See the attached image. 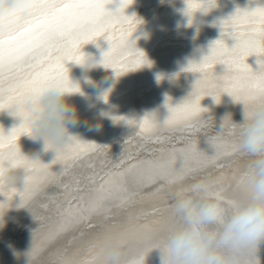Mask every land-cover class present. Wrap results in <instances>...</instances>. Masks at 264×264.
Here are the masks:
<instances>
[{
  "label": "rangeland",
  "instance_id": "374dc122",
  "mask_svg": "<svg viewBox=\"0 0 264 264\" xmlns=\"http://www.w3.org/2000/svg\"><path fill=\"white\" fill-rule=\"evenodd\" d=\"M242 1H245L244 3L246 4L242 3L240 5ZM163 2L165 3L163 7L166 4L170 6L174 3L173 0L166 2L164 0ZM263 2L264 0H215V7L207 11L197 10L191 17L187 14L186 6L184 7L186 16H182L185 19L181 17L178 20L179 28H171L169 30L166 29L167 26L165 25L170 21L167 19L169 15L167 12L170 7L173 9L174 5L167 6L169 8H164L166 12L163 10L165 13L163 15L160 11V13L157 12L155 15L151 14L135 18V25L139 26L141 24L140 26L144 28L148 23L151 31L148 32L147 37L140 31V35L144 36V39L138 42L131 38L133 42L129 45H125L122 42V40L126 39L125 32L127 33V30L123 31V29H120L122 33L116 35L110 34V30L107 32V37L103 39L105 42H109V40L118 42L116 48L118 52L116 56L118 59L117 67L125 72L133 70L130 66L133 63L136 64V68L134 67L136 71L133 75L130 89L132 92L128 91V100L123 105L110 106V108L109 106L104 107L106 111L112 112L109 124H113V121L118 123H115L116 125L112 127L110 133L105 137L106 139L101 144L96 145L83 159L84 161L92 160L87 161V165L92 166L91 174L87 180L79 183L77 187L75 185L67 188V183L76 173L78 166L64 175L43 180L36 179L35 186H39L47 193H50L49 198L54 199L48 209L50 218L57 224H54L52 228H47L48 236L44 232H40V228L26 232V235L23 236L20 233L22 225L12 232L10 231L13 224L20 220V214L13 213L16 208L9 204L11 199L8 198L10 195L9 187L14 185L11 182V174H18L16 173L18 168L4 166L3 180H5L6 184L4 183L0 189L5 193V196L0 199V205L3 206V216H0V259L5 260L4 264H108L107 251L117 241L122 242L123 258L121 264H126L128 258L135 255L148 242L161 239L170 229L177 225L178 219L174 214L173 204L178 193H185L191 195L194 199H199L203 194L193 191L194 186L202 182H210L212 185L211 196L213 198L217 194L222 195L226 201L241 202L247 198V192L242 180L250 158L237 151V149H224L221 147V143L224 141L232 146H237L239 127L236 126L235 131H233L231 126L234 123H243V120H227V115L222 113L220 109H216L215 113L212 112V114L207 116H195L191 122L193 124L192 127L180 125L156 129L151 133L156 137V140H150L149 143L160 142V144L150 145L152 146L151 151H146L148 150L146 148L150 146L143 144L128 153L118 147L119 144L114 138H120L122 135L119 132H125L126 128H129L128 124L119 118L122 116L127 119L125 114H128L133 109L129 104V99L136 95L138 90H143L146 82L155 79L159 83L160 80L168 79L166 77L170 76V80L165 84H161L160 90L154 92L155 95L159 96H157L156 106H158L155 116L161 122L169 115L166 106L168 100L169 104L175 106L188 98L191 99L193 94L189 92L186 93V95L188 94V98H186L184 92L182 95L173 91V87L178 90L182 88L177 86L176 82L181 78L175 72H180L181 66L186 67L190 63H200L209 54L211 45L221 39L220 21L233 15L238 8L248 9L264 6ZM147 20L148 22H146ZM130 24L132 23L122 25L125 27L133 26V24ZM117 26L119 27V25ZM181 38L186 39L179 42ZM103 40L100 38L94 39L92 41V51H97V49L101 48ZM225 42L229 47H232L235 43L229 37H225ZM92 51L91 54H96ZM141 52L144 53L145 57L142 63L137 64L136 61L141 59L139 56ZM256 59L260 58L252 55L246 61L253 70H258L260 67ZM222 65L219 64L217 67ZM66 67L69 71V77L76 79L75 76L79 74L74 72L70 61L66 63ZM178 67V70L171 72V69ZM43 70L38 68V71ZM211 71L214 72L215 70L211 68L207 72L210 74ZM181 72L186 73L189 71L182 70ZM173 74L177 76L171 77ZM206 74L203 73L199 76L206 79L203 85L214 84L213 82H216V80L207 77ZM121 76H117L121 79L115 78V87L112 88L111 94L124 93L125 75ZM95 77L98 80L105 77V75L99 71ZM111 82L110 79L109 83ZM116 86L119 87L116 88ZM180 91L183 90L181 89ZM201 93L203 92L201 91ZM163 95H167V97L164 98ZM213 95L217 96L222 105L230 102V104H235L233 98L223 90ZM125 107L130 109L128 110ZM101 108V104L97 101V103L92 104L89 111L92 115H96V112ZM4 112L6 111L0 114V127H4L5 131H3L5 134L10 132L12 127L8 125L9 118L5 119L3 116ZM4 115L10 116V112L7 111ZM219 119L224 120L228 129H216L211 134L205 135V128H207V123L205 124V122L209 123ZM94 120L96 123L97 117ZM99 122L102 125L104 124L105 127L109 125H107V122L104 123L103 120H99ZM120 126L123 128L120 129ZM20 136L17 147L20 151L27 153L34 146L33 140L29 135ZM148 139L151 138L148 136ZM173 140L176 142L175 144H172ZM101 146H103L105 152H101ZM105 148L110 149L107 150ZM113 151L117 152L118 155ZM102 153L103 155L101 156ZM214 154L217 158L214 160L210 159ZM130 157H133V159L125 162ZM82 172L86 171L83 170ZM24 176H21L20 184L22 188L24 186ZM83 178L81 176V179ZM54 182L59 183L56 188ZM170 183H175V186L172 188ZM40 196L39 200H44L43 195L40 194ZM97 203H102L103 205L100 213L91 211ZM227 204L231 205L226 202L225 208L228 206ZM5 209L7 214L4 213ZM24 211L28 210L24 209ZM22 236L23 239H21ZM10 238L11 240L8 241ZM11 244L16 245L15 248L13 247L14 249H10L9 246ZM151 264H159L156 253L152 254Z\"/></svg>",
  "mask_w": 264,
  "mask_h": 264
},
{
  "label": "snow or ice",
  "instance_id": "6c2138e0",
  "mask_svg": "<svg viewBox=\"0 0 264 264\" xmlns=\"http://www.w3.org/2000/svg\"><path fill=\"white\" fill-rule=\"evenodd\" d=\"M111 3L113 0H0V112L7 110L20 120L6 137L0 127V188L3 187L4 166L7 163L21 166L25 172L24 186L20 191H33L36 169L48 165L30 160L16 145L20 135L31 134L33 110L28 101L39 97L53 85L63 87L69 93L80 92L79 86L71 81L66 67L69 61L85 64L86 57L77 50L79 43L94 40L117 25L130 23L124 10L132 0H120L114 11L109 10ZM186 3L189 17L197 10L207 11L216 6L215 0H186ZM220 28L221 39L211 45L209 54L200 63H190L186 70L207 73L213 66L223 64L225 73L217 76L216 83L235 102L242 103L245 113L250 115L264 104V6L238 8L233 15L220 21ZM132 33H125L126 40H122L125 45L132 44ZM225 37L235 41L232 47L227 45ZM252 55L260 58L257 60L258 70H253L246 62ZM139 56L141 59L136 61L137 64L142 63L144 53H139ZM100 63L108 66L109 47L106 51L102 50ZM38 68L44 70L36 71ZM200 95L201 91L197 89L190 100L175 106L168 100L167 118L161 122L155 114L145 116L139 121L141 132L151 134L158 128L180 125L192 127L193 118L206 111L201 106ZM211 96L219 103L216 95ZM120 119L126 124L133 123L123 117ZM232 129L235 131L236 125ZM71 140V145L55 151L51 164L75 158L68 149L79 150L84 142L76 136ZM216 158L215 154L210 157L213 160ZM102 209V203H97L91 211L100 213ZM2 211L3 206L0 205V214Z\"/></svg>",
  "mask_w": 264,
  "mask_h": 264
},
{
  "label": "clouds",
  "instance_id": "9594fccd",
  "mask_svg": "<svg viewBox=\"0 0 264 264\" xmlns=\"http://www.w3.org/2000/svg\"><path fill=\"white\" fill-rule=\"evenodd\" d=\"M115 78L112 73L100 81L86 82L96 90L97 99L107 103L105 97ZM71 94L53 85L28 101L33 110L29 137L41 143V152L65 146L75 136L71 129L78 125L99 131V120L109 115L100 110L96 123L82 120L78 107L69 102ZM234 125L240 130L237 149L250 158L242 180L247 198L241 202L226 201L220 194L213 198L210 182L194 186L193 191L203 194L199 199L178 193L173 204L177 225L161 239L148 242L126 264H151L153 253L159 264H264L260 255L264 248V104L250 115L244 111L243 123ZM33 158L40 159L39 153ZM226 202L231 204V212L226 210ZM122 258V242L117 241L107 251L108 264H121Z\"/></svg>",
  "mask_w": 264,
  "mask_h": 264
},
{
  "label": "bare ground",
  "instance_id": "6f19581e",
  "mask_svg": "<svg viewBox=\"0 0 264 264\" xmlns=\"http://www.w3.org/2000/svg\"><path fill=\"white\" fill-rule=\"evenodd\" d=\"M163 1L164 0H132L131 5H129L124 10V12H125L124 14L129 17L130 23H132L133 26L125 27V26H123L124 24L123 25L120 24L119 27L116 26L113 29H109L111 31L110 34L111 33L115 34V35L116 34H120V33H122V30H120V29H123V31L127 30V32H129V31L133 32L131 38H134L138 42L142 41L144 39V36L147 37L148 32L151 31V27H150V24H148V23L144 26V28H142L140 26L141 24L139 26H137V24L135 25L134 24L135 18H138L139 16H144L145 17L146 15H151V14L155 15V14H157V12L160 13V11L162 12L161 14L163 15V14H165L164 11L166 12L165 9L169 8L171 5H174L173 9L170 7V10L167 9L168 10L167 13L169 15L166 13L168 15L167 19L170 20V21L167 20L168 23L165 24L167 26L166 29L169 30L171 28H173V29L179 28V26H178L179 18H181L183 15L186 16V14H184L185 13L184 12V10H185L184 7L187 6L186 0H173L174 3L172 2L173 4H171L170 6L168 4H166V6H165L166 8L163 7L164 4H165ZM166 1H168V0H165V2ZM244 2L245 1H242L240 3V5L242 3H244ZM119 3H120V0H113V3L109 4V6H108L109 10H113L114 11L118 7ZM244 4H246V3H244ZM231 5H232V3H231ZM167 6H169V7H167ZM232 7H233V5H232ZM141 8H145V9H141ZM233 9H234V7H233ZM241 9H242V7H241ZM158 16H159V14H158ZM149 17H151V16H149ZM182 18L185 19V17H182ZM152 19H153V17H152ZM145 20H146V18H145ZM158 20H159V18H158ZM158 20H156V21H158ZM138 21H140V20H138ZM142 21H143V19H142ZM154 21H155V19H154ZM146 22H148V20ZM132 24H130V25H132ZM121 26H123V27H121ZM161 26H162V24H161ZM153 28H154V25H153ZM109 30L107 32H109ZM140 31L144 34V36L140 35L141 34ZM107 32L106 33H102L99 37H96L95 39H98V38H100L101 40L105 39L107 37V34H108ZM185 39L186 38H181V40L179 42L185 41ZM92 41L93 40L81 41L79 43V45L77 46L78 52L86 57L85 64L80 65V64H76L74 62H70V65L72 66V69L74 70V72L79 74V75L75 76L76 79H74V78H70V79H71V81L73 83H75V84H77L79 86V88L81 89V93H83V95L81 93H74L68 99H69L70 103H73V104H75L78 107L81 119L82 120L87 119L90 123H93V124L95 123L94 119L97 117V114L96 115H92V113H90V111H89V106H92V104H95V103H97V101H99V103L102 106V108L100 110H104L105 112H107L109 114L107 117L102 119L104 121V123L107 122V125H108L109 121H111L112 112L106 111L104 109V107L109 106V108H110V106H115V105H116V107L117 106H121V105H123V103L126 102V100H128V97H127L129 95L128 91L131 89L132 78H133V75H134V73L136 71L135 70L136 64H134V63L131 64L130 68H133V70H130V71H125L124 70L125 72H123V70H120L117 67V65H118L117 64V62H118L117 60L118 59H117L116 56H117L118 52H117L116 48L118 46L117 45L118 42H115L114 40H113V42L111 40H109V42H107V41L105 42L103 40L104 42H102V43L104 45L101 43L102 44L101 48L97 49V51H92L93 50ZM154 42H157V41H154ZM108 47H109V64H108L107 67H105L104 65H102L100 63V60L102 59V50L106 51L108 49ZM144 48H145V46H144ZM90 50L92 52L96 53V54H91ZM151 54H153V53H151ZM217 65H219V64H217ZM217 65L212 67L216 72L215 71L214 72L211 71L210 74L208 72H207V74L205 73L207 77H211L214 80H217V76H222L225 73L224 66L222 65V66L217 67ZM188 67L189 66H186V67H182L181 66L180 70L181 71L182 70H186V69H188ZM178 69H179V67L176 68V69H173V70L171 69V72L172 71L175 72ZM36 70L38 71V69H36ZM99 71L101 73H103V75H105V76H109V75L111 76L112 73L116 77L117 76H121V75H125V78H124L125 79L124 80L125 81L124 82L125 83V85H124L125 86L124 93H121V94H111V93H109L108 98H107V103H104L101 100H98L97 99V95H96V90L93 89L90 86V84L86 82V80L87 79H91L92 81H100L101 79L97 80L96 77H95V75ZM181 71L180 72H175V73L178 75L179 78H181V79H178L176 83H177V86L182 87L181 89L183 91H180L181 89L178 90V89H175L173 87V91L174 92H176V93L178 92L179 94H182V95H183V92H184L186 98H188V94L186 95L187 92H189L190 94H194V92L197 89H199L200 91H202L204 93V94L201 93V95H200V103H201L202 108L206 109V111L199 112L196 115V117L207 116V115L212 114V112L215 113L216 109H220L222 111V113H225L227 115V117H226L227 120H230V121L238 120V119L244 120V105L242 103L234 101L235 104H233V103L230 104L231 103L230 102L228 104L222 105V104H220V102L219 103L215 102V100L213 99V97L211 95H213L215 93H218V92H220L222 90L220 85H218L216 82H213L214 84H211V85H203V83H204V81H206V79L204 77H202V78L199 77L200 74H203V73H196V72H192V71H189V72H186V73H182ZM176 74L171 75V77L172 76L175 77ZM194 76H196V77H194ZM169 77H166L168 79L160 80L159 83H157L155 81V79H152L150 82H146L145 88L143 90H138L136 95H133L129 99V104L132 106V107L131 106L130 107L133 108V109L131 110V112L128 111L129 113L125 114V116L127 115V119L132 120L133 123L128 124L129 128H126L125 132H123V131L119 132V134L122 135L120 138H117V139L114 138V140H116L118 142V144H119L118 147L120 149L125 150L126 152L129 153V152L133 151L136 147L139 148V146H141L143 144H145V145L148 144L149 146L152 145V144H160V142H155V143H152V144L149 143L150 140L151 141L156 140V137L153 134H144V133H142L141 129H140V126H139V121L142 118H144L145 116H147V115H150V114H155L156 115L157 106H158V105L156 106V103L158 101L157 99H158L159 96L155 95L154 92L159 91L160 88L162 87L161 84H163V83L165 84L168 80H170ZM118 79H121V78H118ZM133 81H134V79H133ZM118 87L116 86V88H118ZM165 88H167V87L165 86ZM130 92H132V91L130 90ZM173 96H174V94H173ZM166 97H167V95L164 96V98H166ZM161 101H162V98H161ZM173 104H175V103H173ZM119 108L121 109V107H119ZM125 108H127L128 110L130 109L128 107H125ZM115 109H113V110H115ZM158 109H160V108H158ZM162 110H163V108H162ZM5 111L7 112V110H5ZM99 111H97L96 113H98ZM6 112H4V114ZM114 113H115V111H114ZM0 114H1V112H0ZM4 114H3V116L5 117V119L9 118V121H8L9 124L8 125H10L12 127L11 129H13L14 127H17L19 125L20 120H19L18 117L14 116L12 114H10V116L4 115ZM115 123H118V122L117 121H113V124H109L106 127L103 124L102 128L99 131L89 130V128L87 126L83 125V124L78 125L76 127H73L71 129L73 135H75L76 137L80 138L84 142V146H83V148H81L79 150L69 148L68 149L69 154L74 156L75 158L71 159V160H68V161H58L57 164H51V162L55 158L56 154H55L54 151L41 152L40 151V149H41V143L40 142H34L33 141V145L34 146L32 147V149L29 152L25 153L22 150L20 152L23 155H25L26 157H28L30 160L39 161L40 165H45V164L48 165L46 168L39 167V168L36 169L34 175L36 176L37 180H40V179L43 180L45 178H54V177H57V176H60V175L67 174V173L71 172L72 169H74V167L78 166V168L76 170V173H74L73 177L67 183V188H69L71 186H75V185H76L75 187H77V185L79 183H82L83 181L87 180L89 178L90 174H91L90 170L92 169V166L87 165V161L89 159L86 160V161L83 160L85 158V156L88 155V153L94 148V147H91V145H95L96 146V145L101 144L103 142V140L106 139L105 137L110 133L112 127H114L116 125ZM205 124H206V127H207V128H205L206 129V133H207V134L205 133V135L211 134L216 129H221V128L222 129H228L227 128V124L224 122V120H221V119H219L218 121H211L209 123L205 122ZM10 126H8V127H10ZM122 128L120 126V129H122ZM7 133L8 132H6L4 134L5 137L7 136ZM114 133H115V131H114ZM148 136L151 139L147 140ZM20 137L21 136H19L17 138L16 145H18L17 143H18V139ZM226 138H228V137H226ZM71 144H72V140H70L65 146H69ZM152 146L147 147L146 149H148V150H146V151H151L152 150ZM221 147H223L224 149H226V148L227 149L228 148L229 149L230 148L231 149H237L236 145L232 146L231 144L226 143V141L221 143ZM100 148H101V152H105L103 146H101ZM149 148H151V149H149ZM105 149L109 150L110 148H105ZM6 150H7V148H5V151ZM237 151H238V149H237ZM98 152H100V151H98ZM113 152H115V151H113ZM36 153H39V158L40 159L33 158V155L36 154ZM115 153H116V155H118L117 152H115ZM102 155H103V153L101 154V156ZM89 161H92V160H89ZM5 166L6 167L9 166L10 168L11 167L12 168L13 167H17L18 168V169H16L18 171L16 173H18V174H11V179H12L11 182H13L14 185L12 187H9L10 188V190H9L10 195L8 196V198L11 199L9 204L16 208L13 213L20 214L19 215L20 220H18V222H16L15 224H13V226L11 227L12 230L10 229V231L12 232L15 229L19 228V226L22 225V230H21L20 233L23 236L26 235L25 234L26 232L34 231L37 228H40V232H44L48 236L49 232H47V228H52V226L55 224V222L52 221V219L50 218L49 209H48L50 204H51V202H53L54 199L53 198H49L50 197V193H47L45 190L41 189V187H39V186L38 187L35 186L31 193H22L20 190H22L23 188L21 187L20 183H21V176L25 175L24 174V170L22 169L21 166H18V165L17 166H10V165L7 164ZM83 170L86 171V172H82ZM84 173H86V174H84ZM81 176L84 177V178L81 179ZM73 182H75V183H73ZM4 183H5V180H3V184ZM54 184H55V188H56V186L59 183H55L54 182ZM170 184H171L172 188L175 186L174 185L175 183H170ZM7 185H8V183H7ZM3 191H4V189H3ZM39 193L43 195L44 200H39L40 199L39 197H41ZM4 196H5V193H3L2 190H0V199H2V197H4ZM21 197H23L22 201H21ZM15 199H18V200H15ZM24 209L28 210V211H24ZM10 212H12V211L10 210ZM4 213L7 214L6 209L4 210ZM0 216H3V215L0 214ZM54 220L56 221V219H54ZM23 236H22L21 239H23ZM44 236H46V235H44ZM10 240H11V238L8 239V241H10ZM15 246L16 245H12L11 244L9 247H10V249H14ZM4 262H5V260L3 259V260L0 261V264H4Z\"/></svg>",
  "mask_w": 264,
  "mask_h": 264
},
{
  "label": "water",
  "instance_id": "95a60500",
  "mask_svg": "<svg viewBox=\"0 0 264 264\" xmlns=\"http://www.w3.org/2000/svg\"><path fill=\"white\" fill-rule=\"evenodd\" d=\"M173 143L175 144L176 142H174V140H173V141H172V144H173ZM132 159H133V157L127 159L125 162H129V161L132 160ZM195 199H198V198H195ZM227 205H228V204H227ZM226 210H227L228 212H231V210H232L231 205H228V206L226 207ZM211 227H215V226H211ZM260 255H261V258L264 259V248L261 249V253H260Z\"/></svg>",
  "mask_w": 264,
  "mask_h": 264
}]
</instances>
